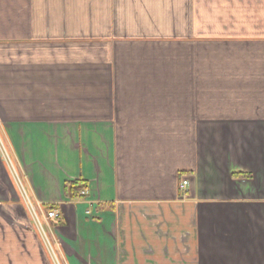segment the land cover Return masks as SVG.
<instances>
[{
	"label": "crops",
	"instance_id": "0c3cea01",
	"mask_svg": "<svg viewBox=\"0 0 264 264\" xmlns=\"http://www.w3.org/2000/svg\"><path fill=\"white\" fill-rule=\"evenodd\" d=\"M0 264H264V0H0Z\"/></svg>",
	"mask_w": 264,
	"mask_h": 264
},
{
	"label": "built area",
	"instance_id": "2783aa9c",
	"mask_svg": "<svg viewBox=\"0 0 264 264\" xmlns=\"http://www.w3.org/2000/svg\"><path fill=\"white\" fill-rule=\"evenodd\" d=\"M188 184L189 183H188L187 180H183L182 183H181V185H180L181 191L184 192L185 189L187 188ZM87 194H88L87 190L84 189V190H82L79 193V196L78 197L84 198V197L87 196ZM25 198H26L27 205H28V207H29V209L31 211V214L34 217L35 221L36 222H40V215L37 214L38 211L36 212V209L29 202V200H28V198L26 196H25ZM44 214H45L46 219H49V220H57L60 217L59 212L56 211V210H49V211L45 212Z\"/></svg>",
	"mask_w": 264,
	"mask_h": 264
},
{
	"label": "trees",
	"instance_id": "16d2710c",
	"mask_svg": "<svg viewBox=\"0 0 264 264\" xmlns=\"http://www.w3.org/2000/svg\"><path fill=\"white\" fill-rule=\"evenodd\" d=\"M67 193H69V195L72 197V198H76L79 196V193L84 190V186L82 185L81 182H72V183H68L67 184ZM56 207H48L47 209H54Z\"/></svg>",
	"mask_w": 264,
	"mask_h": 264
},
{
	"label": "rangeland",
	"instance_id": "374dc122",
	"mask_svg": "<svg viewBox=\"0 0 264 264\" xmlns=\"http://www.w3.org/2000/svg\"><path fill=\"white\" fill-rule=\"evenodd\" d=\"M32 219H33V223H34V227L37 229V232L43 237V241L45 242L46 246L48 247L49 245V239H48V236H47V230H46V227L45 225L43 224L42 222V219H40V222H36L34 217L31 216ZM49 250H51V248H49Z\"/></svg>",
	"mask_w": 264,
	"mask_h": 264
}]
</instances>
